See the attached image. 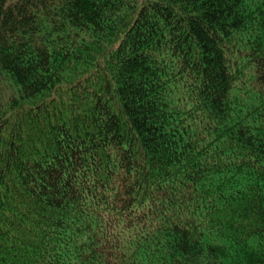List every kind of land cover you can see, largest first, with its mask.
Listing matches in <instances>:
<instances>
[{
    "label": "trees",
    "instance_id": "trees-1",
    "mask_svg": "<svg viewBox=\"0 0 264 264\" xmlns=\"http://www.w3.org/2000/svg\"><path fill=\"white\" fill-rule=\"evenodd\" d=\"M0 264H264V0H0Z\"/></svg>",
    "mask_w": 264,
    "mask_h": 264
}]
</instances>
